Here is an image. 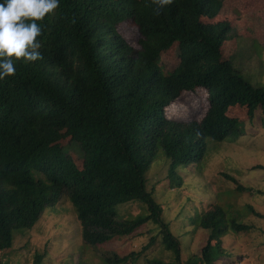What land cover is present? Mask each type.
Segmentation results:
<instances>
[{
    "label": "trees",
    "instance_id": "1",
    "mask_svg": "<svg viewBox=\"0 0 264 264\" xmlns=\"http://www.w3.org/2000/svg\"><path fill=\"white\" fill-rule=\"evenodd\" d=\"M224 1L171 0L157 10L153 0H59L37 21L41 58H13L15 73L0 80V252L12 246L19 228H31L66 193L86 244L137 233L153 221L158 230L144 249L160 237L172 255L169 264H216L226 256L223 237L249 225L223 205H209L196 225L207 231L206 243L183 260L180 239L145 177L158 147L176 178L179 165L202 158L205 138L244 135L241 120L227 114L229 106H246L251 120L259 112L264 116V86L244 79L223 58L229 23L202 21L216 17ZM128 18L139 27L138 50L118 28ZM174 43L180 63L168 71L160 58ZM199 87L208 90L210 101L200 121L166 117L169 103ZM60 130L82 151V168L61 144ZM225 175L239 191L260 193ZM132 201L142 202L146 214L119 217L116 207ZM250 211L261 216L252 206ZM138 257L131 252L105 260L128 264Z\"/></svg>",
    "mask_w": 264,
    "mask_h": 264
},
{
    "label": "rangeland",
    "instance_id": "2",
    "mask_svg": "<svg viewBox=\"0 0 264 264\" xmlns=\"http://www.w3.org/2000/svg\"><path fill=\"white\" fill-rule=\"evenodd\" d=\"M202 21L229 23L230 30L222 44L223 58L231 60L244 79L264 86V0H225L216 17H203ZM118 28L138 50V25L128 18ZM179 63L178 44L174 43L161 54L160 64L164 69L174 71ZM209 107L208 90L199 87L183 91L165 107V115L174 120L200 121ZM226 111L241 120L244 135L221 142L205 138L202 158L179 165L178 178L170 177L171 159L158 147L145 174L146 186L154 188V197L163 207L164 220L170 223L173 233L180 239L183 260L191 252L201 251L208 233L196 226L198 218L209 205L219 203L229 215L249 225L250 229L230 232L223 237L227 253L216 264H264V169L255 168L264 166V116L259 112L251 120L247 107L239 105L229 106ZM59 132L61 144L82 168V151L64 130ZM225 174L236 177L241 185L260 190V193L239 191L236 183ZM250 206L261 216L250 211ZM116 211L121 218L146 214L139 201L119 204ZM157 230L158 224L149 221L137 233L115 237L100 245L86 244L75 209L64 193L57 203L45 207L31 228H19L12 246L3 249L0 257L4 264H35L37 255L42 256L39 264H107V257L135 252L139 257L130 261L132 264H148L153 258H161L169 264L172 255L160 242V237L155 244L144 249Z\"/></svg>",
    "mask_w": 264,
    "mask_h": 264
},
{
    "label": "clouds",
    "instance_id": "3",
    "mask_svg": "<svg viewBox=\"0 0 264 264\" xmlns=\"http://www.w3.org/2000/svg\"><path fill=\"white\" fill-rule=\"evenodd\" d=\"M59 0H0V80L16 71L14 59L41 58V27L37 21L57 8ZM157 10L171 0H153Z\"/></svg>",
    "mask_w": 264,
    "mask_h": 264
}]
</instances>
